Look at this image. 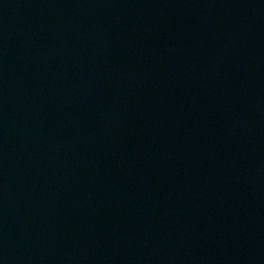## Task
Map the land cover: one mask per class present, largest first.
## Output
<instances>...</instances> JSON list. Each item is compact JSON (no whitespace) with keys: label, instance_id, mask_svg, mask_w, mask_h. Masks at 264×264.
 Here are the masks:
<instances>
[{"label":"water","instance_id":"obj_1","mask_svg":"<svg viewBox=\"0 0 264 264\" xmlns=\"http://www.w3.org/2000/svg\"><path fill=\"white\" fill-rule=\"evenodd\" d=\"M0 264H264V0H0Z\"/></svg>","mask_w":264,"mask_h":264}]
</instances>
